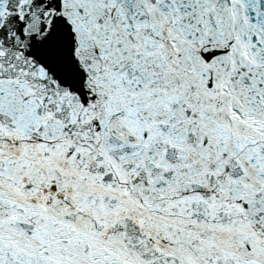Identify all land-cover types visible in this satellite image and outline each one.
<instances>
[{
	"label": "snow or ice",
	"instance_id": "snow-or-ice-1",
	"mask_svg": "<svg viewBox=\"0 0 264 264\" xmlns=\"http://www.w3.org/2000/svg\"><path fill=\"white\" fill-rule=\"evenodd\" d=\"M0 264H264V0H0Z\"/></svg>",
	"mask_w": 264,
	"mask_h": 264
}]
</instances>
